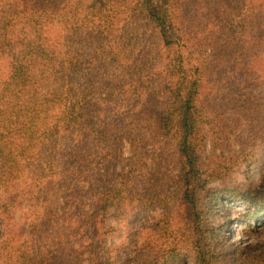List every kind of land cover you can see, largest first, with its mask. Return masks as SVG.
<instances>
[{
  "label": "trees",
  "instance_id": "16d2710c",
  "mask_svg": "<svg viewBox=\"0 0 264 264\" xmlns=\"http://www.w3.org/2000/svg\"><path fill=\"white\" fill-rule=\"evenodd\" d=\"M243 166L264 171V0H0V264H264L212 220L241 204L264 234Z\"/></svg>",
  "mask_w": 264,
  "mask_h": 264
},
{
  "label": "rangeland",
  "instance_id": "374dc122",
  "mask_svg": "<svg viewBox=\"0 0 264 264\" xmlns=\"http://www.w3.org/2000/svg\"><path fill=\"white\" fill-rule=\"evenodd\" d=\"M207 152L203 153V162L207 161ZM233 178L237 180L240 183H246L249 181H257L261 178H264V171H262L258 167H248L243 166L237 170V172L233 175ZM231 204V203H229ZM234 207V208H233ZM231 210L226 213L222 210L219 211L216 215L212 217V220L215 221H221L223 222L225 217L228 218L227 226L225 227V231L227 234V237H229L231 243H244L247 241L255 242L256 240H264V234H255L250 232H242V224H247V222H243V216L240 212H238L239 209L243 208L241 204H237L236 206H233ZM229 208V207H228ZM161 211L159 209L152 210L149 212L151 216H158ZM112 225L114 226V234L110 238V243H119L120 240L123 238V235L126 231L125 226L121 223V221L117 220L116 218H111ZM193 259L191 258V264L193 263Z\"/></svg>",
  "mask_w": 264,
  "mask_h": 264
}]
</instances>
